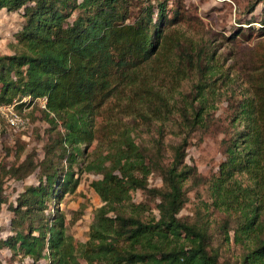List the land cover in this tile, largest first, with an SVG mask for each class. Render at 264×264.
<instances>
[{
  "label": "trees",
  "instance_id": "1",
  "mask_svg": "<svg viewBox=\"0 0 264 264\" xmlns=\"http://www.w3.org/2000/svg\"><path fill=\"white\" fill-rule=\"evenodd\" d=\"M147 2L0 0V12L22 11L25 19L16 35L25 51L0 56V104L17 97L47 98L42 112L51 132L58 133V144L83 155L81 146L95 141L101 110L128 88L127 97L133 96L127 104L130 117L152 123L168 111L170 119L178 117L183 136L173 161L165 164L160 153L137 142L134 125H126L110 140L107 155L85 164V172L100 176L92 187L103 206L84 244L67 234L61 214H45L48 202L74 193L79 185L72 171L62 178L47 146L45 158L36 165L45 181L11 206L14 234L0 239V249L7 247L31 264H229L221 244L215 245L207 214L200 210L194 217H180L188 202L186 184L201 181L197 168L186 163L190 139L206 128L210 111L226 101L231 112L230 127L224 131L230 135L224 142L226 160L210 179L214 205L228 215L219 231L224 242L243 246L239 264H264V70L247 77L239 97L236 79L211 65L214 53L205 48L196 54L185 50L184 55L181 46L171 48L165 30L180 23L182 13L176 11L172 19L166 2L159 3L158 13L152 0ZM148 70H176L182 79L193 80L179 108L168 109L165 95L153 86L147 89ZM137 103L141 106L135 107ZM155 143L163 152L162 141ZM75 157L70 153L66 158ZM0 171L16 180L30 174L22 165H0ZM155 173L161 186L150 184ZM2 174L0 211L6 202ZM139 191L152 199L154 208L134 202L133 194Z\"/></svg>",
  "mask_w": 264,
  "mask_h": 264
},
{
  "label": "rangeland",
  "instance_id": "2",
  "mask_svg": "<svg viewBox=\"0 0 264 264\" xmlns=\"http://www.w3.org/2000/svg\"><path fill=\"white\" fill-rule=\"evenodd\" d=\"M147 1L144 0V6L148 4ZM160 2H166L170 18L176 17V11L181 12L183 16L180 23L165 30V34L170 33L171 48L174 50L181 46L184 55L185 50L196 54L205 48L209 54L214 53L211 65L215 70L228 74L230 80L236 79L235 88L241 97V90L247 86V77L255 71L264 70V35H261L264 26V0H152L151 4L156 13ZM158 21L156 15V22ZM24 24L22 11L0 12V56H13L25 51L16 40V35ZM238 33L244 35L236 37ZM144 76L147 89L153 86L165 95L168 109L173 110L182 105L183 94H189L193 84V80L178 76L176 70L160 73L157 70H148ZM220 84H217L218 88ZM128 91L126 88L123 93L115 95L101 110L95 123V141L81 146L82 150H85L83 155H79L68 145L58 144V133L51 132L42 112V109H45L44 98L17 97L8 104H1H16L17 112L27 119L28 124L25 129L15 131L0 119V165L8 168L22 165L30 170V174L23 180H16L10 176L3 177L5 173L0 171L6 201L0 211V239L14 234L11 221L15 215L11 206H16L18 198L30 187H39L40 183L45 181L36 165L45 158L49 145L52 147L54 166L59 169L62 178L64 173L72 171L79 185L74 193L67 194L63 199L48 202L45 214L49 217L61 214L65 220L67 234L78 244L89 240L95 213L103 206L101 198L92 187V182L100 179V176L85 172L83 168L86 163L107 155L110 151V140L117 138L126 125H134V135L142 147L153 153H160L165 164L173 161L174 149L182 143L183 137L178 128V117L170 119L168 111L163 113L162 120L153 119L152 123L130 117L131 109L127 104L133 96L127 97ZM217 105V111H210L206 128L194 133L190 139L186 163L197 168L201 181L190 180L186 184L188 202L180 217H194L197 211L202 210L211 222L212 233L217 236L215 245L221 244L223 260L229 264H239L244 248L234 244L232 240L223 241L224 235L219 231V226L228 215L224 209L220 210L214 205L215 197L210 180L212 176H218L220 165L226 160L224 142L230 138V135L224 132L230 127L231 112L228 102ZM135 119L138 120L136 124L133 121ZM157 140L162 141L163 152L156 147ZM70 153L75 154L74 161L67 160L66 157ZM150 184L152 187L161 186V179L156 173L150 179ZM58 187L55 185L53 188ZM133 200L137 204L148 203L151 208L155 206L152 199L141 191L133 194ZM25 229H28V222ZM30 262L27 258L15 256L7 247L0 249V264H31ZM81 264L86 262L82 261Z\"/></svg>",
  "mask_w": 264,
  "mask_h": 264
},
{
  "label": "built area",
  "instance_id": "3",
  "mask_svg": "<svg viewBox=\"0 0 264 264\" xmlns=\"http://www.w3.org/2000/svg\"><path fill=\"white\" fill-rule=\"evenodd\" d=\"M45 99V104L43 108L46 109L47 98ZM0 119H3L12 130H22L25 129L28 121L26 118L21 116L16 110V104L12 105H1L0 104Z\"/></svg>",
  "mask_w": 264,
  "mask_h": 264
}]
</instances>
